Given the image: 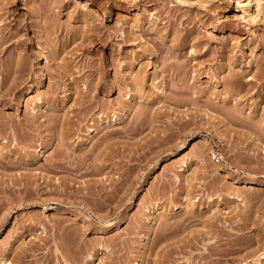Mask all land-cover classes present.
<instances>
[{
  "label": "rangeland",
  "instance_id": "rangeland-1",
  "mask_svg": "<svg viewBox=\"0 0 264 264\" xmlns=\"http://www.w3.org/2000/svg\"><path fill=\"white\" fill-rule=\"evenodd\" d=\"M241 1L0 0V264H264Z\"/></svg>",
  "mask_w": 264,
  "mask_h": 264
},
{
  "label": "bare ground",
  "instance_id": "bare-ground-1",
  "mask_svg": "<svg viewBox=\"0 0 264 264\" xmlns=\"http://www.w3.org/2000/svg\"><path fill=\"white\" fill-rule=\"evenodd\" d=\"M244 1V2H243ZM243 1H241V2H243V3H246V6L250 9L251 8V10H252V12H253V14H254V16H258V14H259V11H260V7H259V4H258V1L257 0H243ZM5 4V3H4ZM3 4V5H4ZM6 5V4H5ZM6 8V7H5ZM15 10V9H14ZM20 22V21H19ZM24 22V21H23ZM27 22V21H26ZM15 23V22H14ZM25 24V23H24ZM17 25H18V23H17ZM29 25V24H28ZM27 25V26H28ZM26 26V25H25ZM50 27V26H49ZM18 30V29H17ZM20 31V30H19ZM47 31V30H46ZM48 31H49V29H48ZM45 34H46V32H45ZM48 34V33H47ZM49 34H50V32H49ZM46 36V35H45ZM2 39H4V38H1V40ZM26 54V53H25ZM20 57H22V56H20ZM30 57V56H29ZM20 59V58H19ZM20 61H22V60H20ZM17 64L18 65H20V63L19 62H17ZM22 64V63H21ZM24 65V64H23ZM25 69V68H24ZM23 68H22V70H24ZM16 70H18V69H16ZM105 124V123H104ZM104 126V125H103ZM96 130V129H95ZM188 181V180H187ZM190 182V181H189ZM186 189V188H185ZM185 192V191H184ZM241 211V210H240ZM240 212H238V214H239ZM236 217V216H235ZM241 217V216H240ZM234 220V219H233ZM232 220V221H233ZM235 221V220H234ZM233 221V222H234ZM211 222V221H210ZM209 222V223H210ZM237 223V222H236ZM240 225V224H239ZM238 227V226H237ZM57 228V227H56ZM66 228V227H65ZM49 229V228H48ZM58 229V228H57ZM56 229V230H57ZM45 230H47L46 228H45ZM44 230V231H45ZM55 230V231H56ZM68 230V229H67ZM48 231V230H47ZM64 232V231H63ZM44 233V232H43ZM49 233V232H48ZM56 233H57V231H56ZM60 233V232H59ZM64 234V233H63ZM67 234V233H66ZM72 234V233H71ZM58 235V234H57ZM45 236H47V235H45ZM49 236V235H48ZM47 236V237H48ZM73 236V235H72ZM60 237V236H59ZM44 238V237H43ZM56 238V237H55ZM64 238V237H63ZM45 240V239H44ZM57 241V240H56ZM44 244V243H43ZM42 245V244H41ZM60 245V244H59ZM63 245H64V243H63ZM35 246V245H34ZM59 247V246H58ZM65 247H66V245H65ZM68 247V246H67ZM207 248H209V247H207ZM60 249V248H59ZM64 249V248H63ZM94 255V254H93ZM92 257V256H91ZM6 259V258H5ZM91 259V258H90ZM2 264H12L10 261H8V259L7 260H3V262H2Z\"/></svg>",
  "mask_w": 264,
  "mask_h": 264
}]
</instances>
